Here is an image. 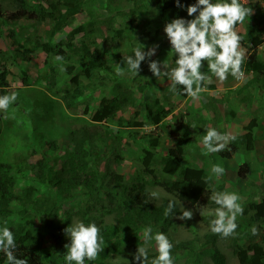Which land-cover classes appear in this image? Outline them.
<instances>
[{
  "label": "trees",
  "instance_id": "16d2710c",
  "mask_svg": "<svg viewBox=\"0 0 264 264\" xmlns=\"http://www.w3.org/2000/svg\"><path fill=\"white\" fill-rule=\"evenodd\" d=\"M3 1L14 5L17 14L12 18L15 20L19 17H26L30 22L49 20L48 40L39 44L46 54L49 87L55 86L61 66L67 69L61 72V76L73 74L72 59L74 58L80 66V71L86 69L113 73L103 59L107 52L105 46H97L93 40H90V34L99 30L97 13L91 9L90 1L0 0V23L7 19L2 11ZM195 2L196 0H181L184 8H178L175 6V0H107L106 8L111 16L104 24L111 37L109 40L104 38V44H108L109 41L114 42L112 46L117 48L116 41L124 37L126 29L130 28L131 18L136 15H141L144 20L140 24L139 21L137 22L133 33L138 35L139 39L147 36L149 41L153 42L157 33L150 35L144 32L145 26L155 21L163 27L174 18L192 19L194 17H188L186 8ZM148 13H152L155 20L148 18ZM79 14L83 15L85 21L72 27ZM116 15L128 17L124 28L115 29L112 26ZM250 20L253 21V25L245 27V32L252 46L257 47L262 42L261 36L264 33L262 27L264 14L259 11ZM140 25L143 26L141 29H139ZM68 27H71V30L65 33ZM80 33L82 35L76 41L75 37ZM56 35L60 37L54 39ZM18 52L8 51V54L11 58H16ZM19 54L22 56L24 53ZM56 55H62L64 61H56ZM114 55L118 57V54L114 53ZM1 60L4 61L5 58L1 57ZM246 67L261 80V87L264 90V62L253 60L251 55L246 61ZM1 68L3 71L0 70V87H3L6 84L7 71L4 64H0ZM138 76H152L148 69V61L142 62ZM70 82L74 85L73 90H66L60 98L68 110H73L75 105L86 97L84 90L87 86L83 85L77 76L72 77ZM177 87L183 88L180 85ZM116 88L115 96L100 98L99 110L93 116V120H96L100 114L103 119L109 121L118 112L136 105L137 100L127 86L118 84ZM142 89L143 87L139 88ZM259 89L262 90L260 87ZM52 93L58 95V90ZM180 96L187 97V95ZM146 110V116L151 118L150 121L154 126L153 130L144 133L143 136L133 130L119 129L116 132V140H121L127 135L130 141L142 144L139 147L137 161L143 169L136 172L131 180L111 171L108 161L94 156L95 151L104 149L103 144H97L99 140L103 142L102 137L91 134L85 124L68 130L72 149L64 158H60V164L55 170L50 163V156L45 153H42L40 159L29 165V170L22 174L14 165L0 162V230L8 227L13 232L18 259L27 258L28 264H75L74 261L69 262L65 259L68 253L65 245L70 244V240L65 235L64 229L77 220L86 225L96 223L103 241V251L95 260L85 258L84 264H114L113 258L126 257L129 253L136 252L137 247L144 246L143 232L148 226L152 227L153 236L156 232H163L173 244L171 251L173 264H176L181 253L186 254L185 264H201L203 257L209 258L212 264H226L225 255L217 245L222 236L213 233L211 228L200 240L198 237L178 242L171 239L170 233L176 231V224L174 218L165 217L164 211L169 200L173 198H163L159 203H155L147 191V186L162 188L167 194L176 197L177 205L178 200H182L185 206L191 208L197 204L218 206L212 200L214 190L208 184V187L203 184L211 181L210 165L205 163L204 155L199 156L200 161L202 160L200 166L184 163L185 146L192 140L184 126V116H180L171 124L161 125L159 116L150 117L151 108L148 105ZM126 125L143 126L142 123L135 121H128ZM251 125L252 122L244 126L243 133L235 135V139L230 140L225 149V158H230L238 152L246 155L254 150L255 140L250 131ZM163 133L167 134L173 145L163 153L157 154L159 139ZM155 163L158 169L160 168L158 175H155ZM252 169L251 163L245 161L239 165L237 174L239 178L245 179L253 172ZM28 174H32L31 179H27ZM107 177L109 181L106 180ZM217 187L218 192H226L222 184ZM66 204H69L68 208H64ZM243 208L244 215L251 214L249 223L264 224V197L259 201H247ZM175 215H180L179 205ZM239 232L252 237L246 228ZM253 238L255 239L256 236ZM254 239L245 246L236 247L234 254L239 264H264V233L260 242ZM196 242H200V245L196 246ZM154 245L156 244L153 239L148 247L150 248L149 264L158 255L157 247ZM132 258L130 256V260H133ZM0 264H8L2 250H0ZM115 264H124V262H115Z\"/></svg>",
  "mask_w": 264,
  "mask_h": 264
},
{
  "label": "rangeland",
  "instance_id": "374dc122",
  "mask_svg": "<svg viewBox=\"0 0 264 264\" xmlns=\"http://www.w3.org/2000/svg\"><path fill=\"white\" fill-rule=\"evenodd\" d=\"M86 1H90V7L98 17L97 29L99 30L90 34V40H93L97 46H105L107 52L103 59L114 74L98 70L84 69L80 71V66L74 58L72 59L73 74L61 76L62 71L60 74L58 73L53 88L48 86L49 70L46 66V54L39 47L40 43L48 40L49 20L30 22L26 17H19L15 20L12 18L17 14L14 5L6 1L2 2V11L7 19L0 23V58H5L4 61H0V64H4L7 74L5 86L0 87V96L15 93L17 99L9 105L6 111L0 110V162L14 165L20 169L19 172L22 174L29 170V165L40 159L42 153H45L48 157L50 156V163L55 170L60 164V158H64L66 153L72 149L68 130L85 124L91 134L102 137L103 142L99 140L97 144H103L104 149L95 151L94 156L108 161L107 164L111 171L131 180L136 172L143 169L137 161L139 147L142 144L130 141L127 135H124L121 140H116V132L119 129L133 130L143 136L144 133L153 130L151 118L146 116L148 105L151 108L150 117L159 116L161 125L171 124L180 116H184V126L192 138L185 146L184 163L200 166L202 160L200 161L199 156L204 155L205 163L210 165L211 181L203 184L205 187L208 184L214 190L213 194L218 192L217 186L222 184L226 192H236L241 197L238 203L242 207L249 200L259 201L264 197V90L261 87V80L246 67V61L251 55L253 60L264 62V33L261 36L260 45L254 47L245 32V27L253 25L250 18L254 14L259 11L264 14V0H240L242 4L253 9L250 18L236 26L237 34L241 37V46L247 48L246 61L242 65L245 78L237 80L229 74L227 80L220 82L208 69V61H204L201 71L211 76L213 83L206 85L207 91L200 94L201 99L199 100H194L189 96L182 97L170 91L171 81H167L166 78L134 76L127 70L123 58L133 55V50L139 46L138 44L146 46L158 44L156 55L152 58L167 65L169 69L176 67L174 62L178 57L172 51L164 34V26L162 27L154 21L151 25L143 28V31L150 35L157 33L153 42H150L147 36L139 39L138 35L133 33V28L138 21V24L142 23L144 18L141 15H136L131 18L130 28L126 29L124 37L116 41L118 47L115 48L112 46L114 42L109 41L108 44H104V38L109 40L111 37L104 24L111 16L106 8L107 0ZM213 2L215 3L217 0H213ZM148 18L155 20L152 13H148ZM84 19L82 14L77 15L72 27L81 24L85 21ZM126 19H128L127 16L116 15L112 26L115 29L124 28ZM142 27L140 25L139 29ZM262 27L264 30V25ZM70 30L71 27L66 28L65 33ZM81 35L82 33L78 34L75 40L78 41ZM59 37L60 35H56L54 39ZM90 45L93 46L91 43ZM14 50L19 51L18 56L11 58L8 51L12 53ZM113 52L118 54V57ZM19 53L24 54L21 56ZM116 64H120L125 69L123 75H117ZM74 76H77L88 89L84 90L86 97L79 101L73 110H68L60 95L66 90H73L74 85H71L70 80ZM118 84L127 86L132 91V95L137 100L136 105L128 110L118 112L109 121L103 119L100 114L96 120H93V116L99 110L100 98L115 96ZM140 87L143 89L139 90ZM57 90L58 95H54L52 91ZM128 121L142 123L143 126H127ZM250 122H252L250 131L253 133L255 142L254 150L248 154L242 155V152H238L230 158H225V150L219 153H208L203 147V135L208 129L215 128L221 134L235 136L242 134L243 127ZM172 145L167 134L163 133L159 139L157 154L163 153ZM245 161L251 163L253 172L242 179L239 178L237 171L239 165ZM216 164L225 169L223 176H218L211 171L212 166ZM159 169L155 163V175L159 174ZM31 177L32 174H28L27 179H31ZM106 180L109 181V178L107 177ZM147 191L150 196L153 191L159 193L158 198L151 196L155 203H159L163 198L176 199L160 187L147 186ZM178 202V205L181 204L180 206L185 210H193V218L191 220L174 218L176 231L170 233L171 239L178 242L198 237L200 240L211 228L209 223L213 218L215 219L216 207L197 204L191 208L185 206L182 200H178ZM68 206L69 204H66L64 208H68ZM250 217V213L238 216L236 221L238 227L235 234L230 237H222L218 241V248L225 255L226 264H239L234 251L236 247L245 246L254 239L250 231L253 225L258 228V235L254 240L260 242L261 235L264 233V224L261 222L249 223ZM75 223L77 220H74L72 225ZM243 228H246L252 237L240 234L239 231ZM47 240L49 241L48 237ZM195 245L199 246L200 242H196ZM149 250L150 248L148 253ZM134 254L135 252H132L126 257H120L122 260L115 257L112 261L133 262L130 260V256L133 257ZM185 256V253L179 254L176 264H185ZM201 264L212 263L209 258L203 257Z\"/></svg>",
  "mask_w": 264,
  "mask_h": 264
},
{
  "label": "clouds",
  "instance_id": "9594fccd",
  "mask_svg": "<svg viewBox=\"0 0 264 264\" xmlns=\"http://www.w3.org/2000/svg\"><path fill=\"white\" fill-rule=\"evenodd\" d=\"M175 6L184 8L181 0H175ZM186 11L188 17L194 18H174L163 29L172 51L178 57L174 62L176 67L169 69L159 60L151 59L156 55L158 44L151 46L138 44L139 46L133 50V55L123 59L127 70L134 76L139 75L142 62L148 61V69L152 76L171 81L170 91L199 100L200 94L207 91L206 85L213 83L212 77L201 71L204 61H208V69L220 82L227 80L229 74L237 80L245 78L242 65L246 61L247 48L241 46V37L237 34L236 25L248 20L253 14V9L242 4L240 0H217L215 3L213 0H196L187 6ZM55 60L63 62L64 57L56 55ZM116 69L117 75L124 74L125 69L120 64H116ZM60 70L64 72L67 69L61 66ZM178 85L183 88H178ZM16 99L15 93L0 96V110L6 111ZM234 139L235 136L221 134L215 128H210L203 135L202 145L208 153H219L227 148L230 140ZM211 171L218 176L225 174V169L219 164L213 165ZM151 196L158 198L159 193L153 191ZM240 199L236 192L213 194L212 200L218 206L215 208V219L210 225L213 233L222 237L235 234L238 227L237 217L244 213V208L238 203ZM180 205V215L176 216L177 199L169 200L164 211L165 217L191 220L193 210H185ZM250 231L253 236L258 235V228L255 225ZM64 233L70 240V244L65 245L68 249L65 259L69 262L84 264L85 258L95 260L104 249L100 228L94 222L86 225L78 221L65 228ZM152 233L151 226L144 229V246L137 247L132 258L133 264H149L147 246L153 239L157 245L158 255L150 264H173L171 255L173 244L163 232H156L154 236ZM0 250L5 253L8 264H28L27 258H17V244L13 232L8 227L0 230ZM118 259L122 260L120 257ZM123 261L124 264H129V261Z\"/></svg>",
  "mask_w": 264,
  "mask_h": 264
},
{
  "label": "crops",
  "instance_id": "0c3cea01",
  "mask_svg": "<svg viewBox=\"0 0 264 264\" xmlns=\"http://www.w3.org/2000/svg\"><path fill=\"white\" fill-rule=\"evenodd\" d=\"M264 92V91H263Z\"/></svg>",
  "mask_w": 264,
  "mask_h": 264
}]
</instances>
